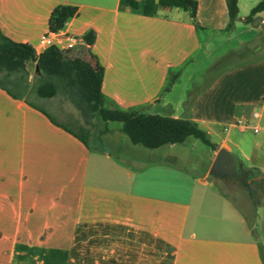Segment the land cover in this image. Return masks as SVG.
I'll list each match as a JSON object with an SVG mask.
<instances>
[{
	"label": "crops",
	"instance_id": "crops-1",
	"mask_svg": "<svg viewBox=\"0 0 264 264\" xmlns=\"http://www.w3.org/2000/svg\"><path fill=\"white\" fill-rule=\"evenodd\" d=\"M135 1L136 9L125 0H0V32L39 54L52 10L76 7L58 47L65 50L66 39L74 38L70 51L103 69L107 107L188 119L204 126L207 135L228 123L226 135L240 134V141L231 143L240 156L235 157L249 182L261 188L264 127L250 114L264 103V57L219 74L188 110L184 103L194 78L180 85L196 55L207 52L213 38L224 40L234 32L236 21L243 23L261 0H237V19L228 32L224 0H195L201 31L180 9L157 7L146 17L145 0ZM89 31L90 46L82 40ZM246 43L226 53L240 52ZM26 98L13 99L0 89V264H263L258 211L249 227L247 216L209 175L217 151H232L227 139L200 160L193 156L191 137L146 149L121 138V127L98 130L96 117L86 125L78 112L63 113L56 96L35 98L39 104L30 100L73 133L88 130L93 148L52 124ZM237 119L248 124L244 132L235 127ZM250 125H257L258 133ZM245 133L256 136L249 146Z\"/></svg>",
	"mask_w": 264,
	"mask_h": 264
},
{
	"label": "trees",
	"instance_id": "trees-1",
	"mask_svg": "<svg viewBox=\"0 0 264 264\" xmlns=\"http://www.w3.org/2000/svg\"><path fill=\"white\" fill-rule=\"evenodd\" d=\"M224 2L228 16L225 31L228 32L237 19L238 6L237 0H224ZM125 3L131 9L138 7L135 0H125ZM157 7L177 8L188 13L195 29L197 31L202 30L196 21L197 3L195 0H145L142 14L146 17L152 16ZM263 11L264 0H261L250 10L243 19V23L246 25L252 23L255 15ZM76 15V7L58 5L50 14L48 28L60 31L67 21ZM93 39L91 31L82 36V40L89 46L93 43ZM262 57L264 56L251 57L245 63ZM30 67L34 68V83L29 87L27 79L29 77L28 68ZM102 78L103 69L99 65H93L90 59L76 55L70 50H60L56 46H50L36 54L30 45L13 42L0 32V89L13 99H21L26 95V103L30 107L41 112L52 124L73 135L83 144H87L88 130L81 128L79 134L73 133L66 127L59 125L48 113L33 104L30 98L50 99L60 95L77 110L86 125H90L95 117L103 122L120 123L121 131L130 143L146 149H156L167 144H180L186 138L191 137L212 150H216L210 143L207 133L197 123L188 119L143 115L133 111H123L114 106L107 107L105 105L107 100L101 93ZM175 78L176 75H173L169 79L165 91L169 89ZM211 81L213 79L207 81L202 89ZM198 92L199 90L189 93L184 103L185 110L189 109ZM248 171L251 176H260L259 171ZM250 179L247 178V181ZM246 219L249 227H251L249 218L246 217ZM259 251L264 264L263 247H260Z\"/></svg>",
	"mask_w": 264,
	"mask_h": 264
},
{
	"label": "rangeland",
	"instance_id": "rangeland-1",
	"mask_svg": "<svg viewBox=\"0 0 264 264\" xmlns=\"http://www.w3.org/2000/svg\"><path fill=\"white\" fill-rule=\"evenodd\" d=\"M258 18L253 19V24H250L248 26H244V23H239L236 21V25L232 33L224 36V40L213 38L211 41V46L208 49L207 52L204 53H198L195 57V62L193 65H190L186 71L183 74V78L180 81V85L184 83L186 78L188 76H191L194 78L195 83L193 84V87H191L190 92H197L198 90L202 89L207 81L214 79L218 76V74L221 71L230 70L232 68H235L237 66L245 64V61H248L251 57L254 56H261L264 55V13L258 14ZM262 22V23H261ZM247 28H252L251 32L245 31ZM255 28V30H254ZM256 28H259V30H256ZM201 37H204V33L199 32ZM241 41H246V45L244 49L240 50V52H237V47ZM247 46V47H246ZM231 49H235L234 51H230ZM222 53H226V55L222 56ZM244 62V63H243ZM248 63V62H246ZM33 68H28V74L29 77L27 79L28 86L30 87L34 83V77H33ZM221 72V73H223ZM220 73V74H221ZM31 101H33L36 104H39V101L35 98H30ZM57 102H59L57 105L58 107H62V112H77L74 111L75 108L68 103L66 100L62 99L60 95L56 96ZM44 108H47V104H43ZM68 110V111H67ZM254 111H256L258 114H260V119L258 120L260 122V125L264 127V103L261 104L260 107H255ZM72 114V113H71ZM78 114V113H77ZM73 117V115H70ZM100 119L96 117L94 119V122L96 124V129L102 130V129H117L121 127L120 123L117 122H103L99 121ZM241 119H237L235 123ZM228 125V123H222L220 126L212 127L213 132L208 135V139L210 143L216 148L220 145L221 141L225 138L228 140V145L232 148V151L230 152L236 157H240L239 154L236 152V150L232 147L231 143H237L240 140V134L238 135L237 132L231 130L228 135L224 132L223 128L224 126ZM203 131L206 132V128L202 125L199 126ZM242 137H247V145L249 146L250 143L255 140V135H249V133L241 134ZM253 137V138H252ZM121 138H125L127 140L126 142H129L128 139L124 134L121 133ZM192 142H195L196 149L195 153H193V156L197 159H202L205 156V153L210 152L212 150L210 147H207L203 145L199 141H195L194 139H190ZM88 145L90 147H96V144H94L91 139L87 140ZM130 144V143H128ZM190 143H187V146H189ZM243 149L245 148V143H242ZM130 146V145H129ZM264 147V144H263ZM140 150H144L142 147H138ZM121 152L123 155H130V153L125 150V148H122ZM260 163L262 173L264 175V155L262 157ZM214 183L219 189L227 195V197L232 201L233 205L237 207L243 214H245L249 221L252 222V225H255L256 220V210L258 211V221H263L264 223V193L262 191V188H259L258 186L254 187L253 192L250 194L247 190L246 185H244L241 182H238L235 179H214ZM264 184V181H263ZM255 230V229H254ZM262 243L264 245V224L262 225Z\"/></svg>",
	"mask_w": 264,
	"mask_h": 264
},
{
	"label": "water",
	"instance_id": "water-1",
	"mask_svg": "<svg viewBox=\"0 0 264 264\" xmlns=\"http://www.w3.org/2000/svg\"><path fill=\"white\" fill-rule=\"evenodd\" d=\"M209 175L214 179H235L245 184L250 194L253 192L254 185L247 181V175L245 172H242L237 158L225 149L217 151L210 167ZM261 188L264 193L263 183H261Z\"/></svg>",
	"mask_w": 264,
	"mask_h": 264
},
{
	"label": "built area",
	"instance_id": "built-area-1",
	"mask_svg": "<svg viewBox=\"0 0 264 264\" xmlns=\"http://www.w3.org/2000/svg\"><path fill=\"white\" fill-rule=\"evenodd\" d=\"M60 31H54L48 29L45 33H43L39 38V43H38L39 48L44 50L45 48H48L50 46H56L59 49L57 39L59 37ZM76 44H77L76 40H74V38L69 37L66 39V44L64 45V49L71 50ZM250 116L252 120H259L260 118L259 114L256 111H252ZM235 127L239 132H244L247 129L248 124L243 120H238L235 123ZM249 128L254 134L258 133L259 131L257 125H250Z\"/></svg>",
	"mask_w": 264,
	"mask_h": 264
},
{
	"label": "flooded vegetation",
	"instance_id": "flooded-vegetation-1",
	"mask_svg": "<svg viewBox=\"0 0 264 264\" xmlns=\"http://www.w3.org/2000/svg\"><path fill=\"white\" fill-rule=\"evenodd\" d=\"M242 172H245V173H246V175H247V178H248V174H247V172H246L245 170H243V169H242Z\"/></svg>",
	"mask_w": 264,
	"mask_h": 264
}]
</instances>
